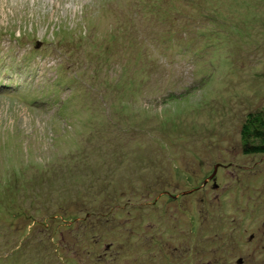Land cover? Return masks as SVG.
<instances>
[{"label": "rangeland", "instance_id": "374dc122", "mask_svg": "<svg viewBox=\"0 0 264 264\" xmlns=\"http://www.w3.org/2000/svg\"><path fill=\"white\" fill-rule=\"evenodd\" d=\"M2 60L0 264H264V0H0Z\"/></svg>", "mask_w": 264, "mask_h": 264}, {"label": "trees", "instance_id": "16d2710c", "mask_svg": "<svg viewBox=\"0 0 264 264\" xmlns=\"http://www.w3.org/2000/svg\"><path fill=\"white\" fill-rule=\"evenodd\" d=\"M172 1L173 0H171V4ZM188 1H191L193 4L201 2V0ZM154 8H156L157 12L167 13L171 11L173 6L169 4L166 7H162L156 4ZM241 140L243 142V151L245 154L264 153V109L252 111L246 116L241 128ZM0 207H4V204L1 203ZM14 212L15 211H11L10 214L12 215ZM18 216H20L21 220H25L24 217H26V214L14 215V217ZM27 217H29L28 214Z\"/></svg>", "mask_w": 264, "mask_h": 264}]
</instances>
